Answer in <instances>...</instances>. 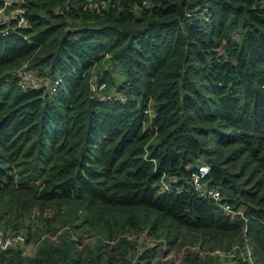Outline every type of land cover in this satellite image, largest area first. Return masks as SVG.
Here are the masks:
<instances>
[{
  "label": "trees",
  "instance_id": "16d2710c",
  "mask_svg": "<svg viewBox=\"0 0 264 264\" xmlns=\"http://www.w3.org/2000/svg\"><path fill=\"white\" fill-rule=\"evenodd\" d=\"M17 5L27 22H0V231L37 245L0 264H264V0ZM24 62L40 86L19 85ZM202 163L220 201L190 183Z\"/></svg>",
  "mask_w": 264,
  "mask_h": 264
},
{
  "label": "built area",
  "instance_id": "2783aa9c",
  "mask_svg": "<svg viewBox=\"0 0 264 264\" xmlns=\"http://www.w3.org/2000/svg\"><path fill=\"white\" fill-rule=\"evenodd\" d=\"M15 0H3V4L0 5V22L1 21H9L10 19H15L17 22V25H22L27 22L25 15H24V9L17 5L14 8H10L11 4ZM5 4L9 5L10 12L9 14L4 13V6ZM143 4L147 5V0H143ZM18 78H19V85L22 88L26 87H38L40 86L41 81L34 75L32 70L27 66V63L24 62L19 68H18ZM59 79H55L54 82L47 85V88L49 91H53L56 87V84L58 83ZM91 88L94 90V92H97V89L99 90L101 87H104V83H101L100 85H96L94 80H91L90 83ZM118 97L121 99H125V95L123 93H119ZM208 166L204 163L199 164L197 168L191 173L190 183L194 187V189L199 193L206 197H210L214 199L215 201H220L222 198V192L219 187L215 185H208L205 183V175L207 174ZM169 183L167 180L162 179L161 180V188H168ZM222 211L224 213L229 214L230 216H233L235 213H242V208H233L229 203L227 202H220ZM16 243H22L24 244V249L27 252L33 251L28 250L27 247H29L25 243V236L21 232H10V233H2L0 231V248H6L10 245L16 244ZM216 252L221 253L219 250H215ZM246 264H254L253 258L249 255L247 258Z\"/></svg>",
  "mask_w": 264,
  "mask_h": 264
},
{
  "label": "rangeland",
  "instance_id": "374dc122",
  "mask_svg": "<svg viewBox=\"0 0 264 264\" xmlns=\"http://www.w3.org/2000/svg\"><path fill=\"white\" fill-rule=\"evenodd\" d=\"M106 64V66L107 67H109V68H111L112 67V64H110V63H105ZM47 82V81H46ZM102 88V87H101ZM100 88V89H101ZM97 91H98V89H97ZM106 92V91H105ZM104 91H101V95L102 96H106L107 94L105 93ZM100 93V92H99ZM109 93V92H108ZM8 233H10V232H8ZM89 237V236H88ZM29 247H27V249L28 250H35V248H36V242L34 243V242H30L29 244H27ZM179 254L181 253V250L178 252ZM252 257V256H251ZM177 260H179V258L177 257Z\"/></svg>",
  "mask_w": 264,
  "mask_h": 264
},
{
  "label": "water",
  "instance_id": "95a60500",
  "mask_svg": "<svg viewBox=\"0 0 264 264\" xmlns=\"http://www.w3.org/2000/svg\"><path fill=\"white\" fill-rule=\"evenodd\" d=\"M3 10H4V13H5V14H9V12H10L9 5H8V4H5Z\"/></svg>",
  "mask_w": 264,
  "mask_h": 264
}]
</instances>
